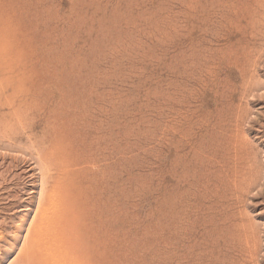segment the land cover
<instances>
[{"label":"rangeland","instance_id":"1","mask_svg":"<svg viewBox=\"0 0 264 264\" xmlns=\"http://www.w3.org/2000/svg\"><path fill=\"white\" fill-rule=\"evenodd\" d=\"M46 235L264 264V0H0V264Z\"/></svg>","mask_w":264,"mask_h":264},{"label":"bare ground","instance_id":"2","mask_svg":"<svg viewBox=\"0 0 264 264\" xmlns=\"http://www.w3.org/2000/svg\"><path fill=\"white\" fill-rule=\"evenodd\" d=\"M3 39V38H2ZM2 45V44H1ZM10 69V68H9ZM8 71V70H7ZM47 179V178H46ZM47 187V186H46ZM43 199V198H42ZM44 218V217H43ZM54 219V218H53ZM38 220V219H37ZM53 221V220H52ZM46 222V221H45ZM37 222L35 221V224H36ZM56 223V222H55ZM55 223H54V225H52L53 227H55ZM53 224V223H52ZM60 224V223H59ZM39 225V224H38ZM41 226V225H40ZM49 226H51V224L49 225ZM56 226H57V223H56ZM46 228V227H45ZM51 228V227H50ZM50 228H48V229H50ZM55 228H57V227H55ZM41 229H42V227H41ZM47 229V228H46ZM40 230V229H39ZM38 230V231H39ZM56 230H58V229H55V231ZM59 230H60V226H59ZM58 230V231H59ZM45 232H47L48 233V231H46V230H44ZM43 231V232H44ZM54 231V230H53ZM51 232V231H50ZM49 232V233H50ZM39 233H40V231H39ZM55 233H57V232H55ZM36 234L37 235H39L37 232H36ZM36 234H35V236H36ZM42 234V233H41ZM52 234V233H51ZM56 235V234H55ZM59 235V234H58ZM42 236H43V234H42ZM45 236V235H44ZM57 237V236H56ZM56 237L54 236V237H51V235H50V238H49V235H46V237H45V239H44V241H43V244H42V241L40 242V243H37V245H39V246H37L38 247V250H39V252H40V257H41V260H44V259H46L47 261H50V260H52V262H53V264H65L64 262H62L61 261V259H60V257H64V256H60V244H59V239H58V237H57V239H56ZM36 238H37V236H36ZM40 240H41V236H40ZM42 240H43V237H42ZM34 241H36V240H33L32 242H34ZM35 244V243H34ZM33 247V246H32ZM31 249V251H32V249L33 248H30ZM35 250V249H34ZM33 250V251H34ZM63 251V250H62ZM61 251V252H62ZM66 254V253H65ZM64 260V259H63ZM45 261V260H44ZM44 261H42V262H44ZM42 264H44V263H42ZM49 264V263H48ZM52 264V263H51ZM74 264H77V263H74Z\"/></svg>","mask_w":264,"mask_h":264}]
</instances>
